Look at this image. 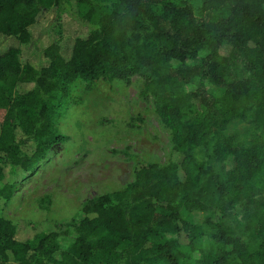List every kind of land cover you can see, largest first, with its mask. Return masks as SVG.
<instances>
[{
    "label": "trees",
    "instance_id": "obj_1",
    "mask_svg": "<svg viewBox=\"0 0 264 264\" xmlns=\"http://www.w3.org/2000/svg\"><path fill=\"white\" fill-rule=\"evenodd\" d=\"M76 4L0 0V202L63 140L78 89L116 79L139 78L169 159L86 200L67 248L0 217V264H264V0Z\"/></svg>",
    "mask_w": 264,
    "mask_h": 264
},
{
    "label": "rangeland",
    "instance_id": "obj_2",
    "mask_svg": "<svg viewBox=\"0 0 264 264\" xmlns=\"http://www.w3.org/2000/svg\"><path fill=\"white\" fill-rule=\"evenodd\" d=\"M69 4L75 13L79 11L76 0ZM65 27L73 28L69 23ZM139 87L137 77L129 83L116 79L93 91L78 89V101L64 105L56 120L63 140L5 204L0 202V217L17 227L19 240L49 225L65 233L58 243L67 248L74 237L71 225L79 220L86 200L112 194L132 182L139 162L167 163L169 131L156 117L151 99L141 97ZM245 128L244 122L237 121L227 133H243ZM191 216L193 221L201 217Z\"/></svg>",
    "mask_w": 264,
    "mask_h": 264
}]
</instances>
